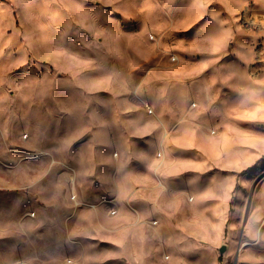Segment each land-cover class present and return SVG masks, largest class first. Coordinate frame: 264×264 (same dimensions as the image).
<instances>
[{
  "label": "rangeland",
  "instance_id": "1",
  "mask_svg": "<svg viewBox=\"0 0 264 264\" xmlns=\"http://www.w3.org/2000/svg\"><path fill=\"white\" fill-rule=\"evenodd\" d=\"M0 264H264V0H0Z\"/></svg>",
  "mask_w": 264,
  "mask_h": 264
},
{
  "label": "water",
  "instance_id": "2",
  "mask_svg": "<svg viewBox=\"0 0 264 264\" xmlns=\"http://www.w3.org/2000/svg\"><path fill=\"white\" fill-rule=\"evenodd\" d=\"M225 251H226V246L221 247L219 250L220 255L221 256L224 255Z\"/></svg>",
  "mask_w": 264,
  "mask_h": 264
},
{
  "label": "crops",
  "instance_id": "3",
  "mask_svg": "<svg viewBox=\"0 0 264 264\" xmlns=\"http://www.w3.org/2000/svg\"><path fill=\"white\" fill-rule=\"evenodd\" d=\"M164 219H165V218H164ZM162 220H163V218H162ZM162 229H163V227H162ZM162 229H161V230H162Z\"/></svg>",
  "mask_w": 264,
  "mask_h": 264
}]
</instances>
